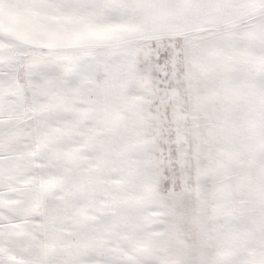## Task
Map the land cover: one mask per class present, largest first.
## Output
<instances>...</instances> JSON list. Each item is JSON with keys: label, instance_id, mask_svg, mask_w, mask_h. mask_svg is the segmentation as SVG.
Listing matches in <instances>:
<instances>
[{"label": "snow or ice", "instance_id": "6c2138e0", "mask_svg": "<svg viewBox=\"0 0 264 264\" xmlns=\"http://www.w3.org/2000/svg\"><path fill=\"white\" fill-rule=\"evenodd\" d=\"M0 264H264V0H0Z\"/></svg>", "mask_w": 264, "mask_h": 264}]
</instances>
